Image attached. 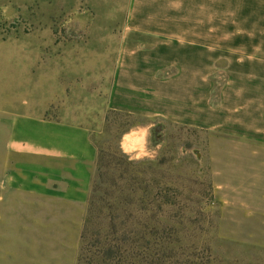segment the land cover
Wrapping results in <instances>:
<instances>
[{"label": "crops", "instance_id": "0c3cea01", "mask_svg": "<svg viewBox=\"0 0 264 264\" xmlns=\"http://www.w3.org/2000/svg\"><path fill=\"white\" fill-rule=\"evenodd\" d=\"M86 89L264 143V0H0V264H78L98 160Z\"/></svg>", "mask_w": 264, "mask_h": 264}, {"label": "rangeland", "instance_id": "374dc122", "mask_svg": "<svg viewBox=\"0 0 264 264\" xmlns=\"http://www.w3.org/2000/svg\"><path fill=\"white\" fill-rule=\"evenodd\" d=\"M227 79L213 75V104ZM96 92H84L83 122L98 148L87 235L111 238L114 223L128 243L121 264H264V143L116 112L110 91ZM141 130L148 155L137 159L138 149L124 150L134 138L124 137Z\"/></svg>", "mask_w": 264, "mask_h": 264}, {"label": "trees", "instance_id": "16d2710c", "mask_svg": "<svg viewBox=\"0 0 264 264\" xmlns=\"http://www.w3.org/2000/svg\"><path fill=\"white\" fill-rule=\"evenodd\" d=\"M87 224H89V218L86 216L78 264H121L117 258V253L121 249L122 244L128 243L125 238L121 240L114 237L118 234L116 225L111 223V227H109V233L114 235L113 237L108 238L106 235L102 238L100 232L92 233L90 236L89 234L87 235ZM129 264L136 263L131 260Z\"/></svg>", "mask_w": 264, "mask_h": 264}, {"label": "clouds", "instance_id": "9594fccd", "mask_svg": "<svg viewBox=\"0 0 264 264\" xmlns=\"http://www.w3.org/2000/svg\"><path fill=\"white\" fill-rule=\"evenodd\" d=\"M147 130H141L139 134H137L135 131L131 133V135L126 134L124 139L127 141L129 139H133V143L130 146H125L124 150L126 153H130L136 149H138V154L136 156L137 159L148 155L147 148H146V137Z\"/></svg>", "mask_w": 264, "mask_h": 264}]
</instances>
